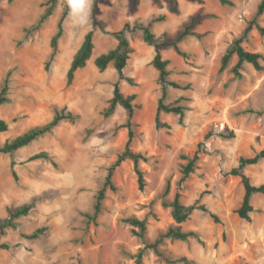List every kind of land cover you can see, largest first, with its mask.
<instances>
[{
    "label": "rangeland",
    "instance_id": "1",
    "mask_svg": "<svg viewBox=\"0 0 264 264\" xmlns=\"http://www.w3.org/2000/svg\"><path fill=\"white\" fill-rule=\"evenodd\" d=\"M227 1L174 0L172 5L169 0H96L92 14L91 0L88 27L74 24L69 6L56 55L46 69L50 41L68 0H56L51 15L36 29L33 26L49 0H0V88L7 78L9 98L0 105V119L8 124V130L0 132V147L47 123L54 108L78 115L12 154L0 153V220L7 207L38 198L29 214L0 231V264H134L143 239L130 224L132 218L145 221V238L160 240L158 248L171 264H186L177 262L181 257L193 264H264V194L251 196L249 220L239 218L236 209L244 187L239 177L226 174L240 157L264 147V35L256 26L264 27V13L256 15L260 0ZM161 17L152 23V30L166 39L175 38L195 18L193 33L178 43L181 53L173 47L160 49L168 78L181 86L167 87L165 103L185 106L184 116L180 121L178 115L161 112L160 121L169 127H155L161 95L158 71L152 65L155 48L137 30L129 35L132 52L124 69L134 84L122 80L119 86L124 95L135 96L131 148L147 157L139 161L144 188L138 189L133 162L126 159L115 168L114 189L106 187L94 216L107 169L127 139L125 109L117 105L113 114L103 115L118 79L112 63L104 70L94 64L97 56L117 44L104 30H118L126 21L146 23ZM253 18L256 23L243 35ZM94 20L103 29L95 30L92 56L68 84L70 62ZM241 36L245 50L261 55L262 69L244 62L237 77L232 72L235 53L222 70L220 63ZM198 145L199 160L182 183L180 200L189 205L199 199L219 221L207 212L194 211L181 225L194 236L165 237L175 223L163 201L173 198L182 166ZM40 151H46L50 160L29 159ZM244 172L253 184H263L264 158ZM40 227L45 231L39 237H25ZM142 264L168 263L145 249Z\"/></svg>",
    "mask_w": 264,
    "mask_h": 264
},
{
    "label": "trees",
    "instance_id": "2",
    "mask_svg": "<svg viewBox=\"0 0 264 264\" xmlns=\"http://www.w3.org/2000/svg\"><path fill=\"white\" fill-rule=\"evenodd\" d=\"M12 1V0H9ZM169 2L174 5V0H169ZM222 3H230L227 0H221ZM50 5L44 10L43 14L40 16L38 22L33 26L34 29L38 28L43 21L51 15L52 9L54 8V5L56 3V0H49ZM174 10V8H173ZM69 11V3H67L66 8L64 9L62 16L59 19L57 31L54 34V36L51 38L50 41V47L51 52L50 55L45 63L46 69L49 68L51 62L53 61L57 49H58V40L62 36L63 29H62V23L67 16ZM96 11V0H93L92 3V9L91 12L94 14ZM264 13V0H260V3L257 6L256 15H261ZM163 19L161 18H153L149 22H141V21H134L133 23L126 21L121 28L118 30H104L105 33L112 35L117 39L116 46L109 50L107 53L101 54L97 56L94 60L95 66L99 70H104L107 68V66L112 63L113 67L117 73V81L113 84L112 89V95L109 99V103L107 107L103 110V115L105 117L111 115L114 113L117 105L122 106L126 113H127V119L124 124V126L127 128V139L125 142V145L123 149L117 154L116 159L110 164V166L107 169L102 187L98 190L97 196H96V202L94 205L93 215L95 216L99 211L101 207V201L105 197V189L106 187H110L111 189H114L113 183H112V175L115 170V168L126 159L132 160L134 171L137 176V182H138V189L143 190L144 188V178L143 173L141 169L139 168V161H147V157L142 154L139 151H134L131 148V143L134 138V131H133V114H134V107L133 104L134 95H124L120 90V81L124 80L128 84H134V80L132 77L127 76L124 73V69L127 64V60L130 57V53L132 52V47L130 45L129 41V35L133 34L137 30H140L142 33L143 41L147 44L153 45L155 48V55L152 60V65L154 68L158 71V81L161 86V95L158 98L157 106H156V113H155V127L157 129L163 128V127H169L167 123H162L160 121V113H172L179 116L180 121L182 120L186 107L178 104V103H165V99L167 96V87L171 86L173 88H180V84L178 82L172 81L168 78L169 76V70L167 69V61L162 59L160 49L161 48H167V47H173L176 52L181 53L180 48L178 46V43L184 39L186 36L191 35L193 32H191V29L194 27V17H192L188 24L185 25L182 31H180L177 36L173 39H166V38H159L156 37L152 30V23L155 21H159ZM256 23L255 18L249 21L248 25L246 26L243 35H245L251 26ZM91 29L87 31V33L84 35V38L78 47L77 51L75 52L69 68L66 73L67 83L70 84L75 72L78 69L83 68L87 61L91 58L93 49H94V42H93V35L95 30L97 29H103L102 24L98 21H93L91 25ZM258 30L262 35H264V27H261L259 25H256ZM242 36L235 39L232 44L226 49L225 53L223 54L221 58L220 63V70L224 69L230 57L232 54L237 55V61L235 65L232 68V72L235 76H240V69L242 68V64L244 62H248L253 65V67L256 70L262 69V64L260 63L261 55L255 52H250L245 50L242 45ZM7 90H8V79L5 78L3 81V85L0 88V105L7 103L9 101V98L7 96ZM78 118L77 114H73L72 112L62 108L57 109L54 108L52 118L42 125H37L29 130L25 131L24 133L14 137L10 141H7L3 144V146L0 147V153H14L16 150H18L21 147H24L28 144H30L32 141L37 139L39 136L48 133L52 131L61 121L68 120V121H74ZM8 130V124L0 119V132H4ZM233 133L230 132L229 136H232ZM201 150L198 145L197 149L193 152L192 156L187 158V162L182 166V176L179 180L178 189L174 193V196L171 200H164L163 205L170 208L172 218L174 220V225L170 226L167 231L165 232V237H170L173 239H179V240H186L187 238L194 236L193 232L190 231H184L181 227L182 223L187 221L191 214L194 211H202L207 212L211 218L215 222H218L217 216L210 212L206 206L203 203H200L199 199L195 200L192 204L186 205L183 202H181L180 197L181 193L180 190L183 187V182L190 176L191 173L194 172L196 168V163L199 160V154ZM47 159L50 160V156L46 151H40L37 153L32 154L29 159ZM264 158V147L260 149L258 152H256L252 156L248 157H240L237 164L233 166L231 169H229L226 174L227 175H233L240 178L241 183L244 187V195L242 198V202L240 206L236 209V213L239 218L244 220L250 219V213L253 210V207L251 205V196L254 193H261L264 194V183L255 185L251 182L249 176L244 172L245 167L256 164L260 159ZM13 162L11 165L13 166ZM12 175L14 179H17V174L15 170L12 168ZM168 192V186L165 189L164 194ZM38 198L34 197L31 201L27 203H23L21 205L17 206H9L6 208L7 215L4 219L0 220V231H4L7 227H14L13 220L16 218H19L21 216H25L31 212L33 207L35 206V203ZM87 216L89 214H86ZM130 224L137 227L139 232V237L143 239V247L139 249L137 254L135 255V263L134 264H142V256L145 249H152L154 253H156L159 257L163 258L166 263L171 264V260L167 256H164V253L159 250L158 248V242L160 243V240H157L155 242H149L145 238V221L139 220L137 218H132L129 220ZM45 231L44 227L37 228L32 233L26 235L25 237L28 239H35L39 237L43 232ZM5 247V245H4ZM185 262L186 264H193L192 262L188 261L187 258L181 257L177 259V262Z\"/></svg>",
    "mask_w": 264,
    "mask_h": 264
},
{
    "label": "clouds",
    "instance_id": "3",
    "mask_svg": "<svg viewBox=\"0 0 264 264\" xmlns=\"http://www.w3.org/2000/svg\"><path fill=\"white\" fill-rule=\"evenodd\" d=\"M71 13L74 15V24L80 27H88L91 0H68ZM78 13V15H77Z\"/></svg>",
    "mask_w": 264,
    "mask_h": 264
}]
</instances>
